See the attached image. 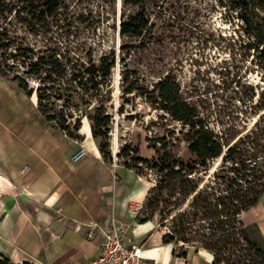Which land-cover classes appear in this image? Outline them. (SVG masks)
I'll use <instances>...</instances> for the list:
<instances>
[{"label": "trees", "instance_id": "trees-1", "mask_svg": "<svg viewBox=\"0 0 264 264\" xmlns=\"http://www.w3.org/2000/svg\"><path fill=\"white\" fill-rule=\"evenodd\" d=\"M161 1L120 0L122 8L132 7V11H120L118 37H141L148 27L145 5ZM217 1L234 12L248 36L243 46L256 52L264 73V0ZM59 8L58 0H16L12 10L21 23L39 25L53 18ZM1 39L5 41L0 42V77L14 82L26 96L34 94L42 120L67 137L80 138L78 129L85 117L91 137L100 139L101 157L110 161L107 133L111 118L104 101L109 100L113 51L96 58L87 51L81 58L54 49L37 50L5 35ZM124 74L122 83L127 82V71ZM128 83L124 93L133 90ZM258 89L250 105L256 114L251 127L229 138L225 129L217 133L208 127L182 97L171 75L141 91L147 102L185 128L189 157L183 159L164 147H152L154 155L146 158L137 144L123 145L115 157L123 158L121 165L137 175L144 171L154 174V183L146 190L134 220L145 223L151 217H139L138 213L156 211L161 243L173 245L172 256L185 258L186 249L191 248L209 252L212 264H264V245L249 238L241 219V213L264 200V87ZM85 110L91 111L85 114ZM0 264L12 263L0 254Z\"/></svg>", "mask_w": 264, "mask_h": 264}, {"label": "rangeland", "instance_id": "rangeland-1", "mask_svg": "<svg viewBox=\"0 0 264 264\" xmlns=\"http://www.w3.org/2000/svg\"><path fill=\"white\" fill-rule=\"evenodd\" d=\"M58 1V13L39 25L19 21L12 10L16 0L0 2V38L5 35L37 50L54 49L81 58L87 51L93 58L113 51L115 65L108 80L109 100L104 101V107L111 118L107 149L111 157L114 155L115 163H123L124 159L115 154L126 144H137L146 158L154 155L152 147H164L169 154L183 159L189 157L185 128L140 94L165 75L175 79L182 97L213 131L225 129L229 138L251 127L256 114L250 105L259 93L258 87H264V73L258 66L256 52L243 46L248 36L225 4L220 5L217 0L148 3V27L142 36L120 38L116 31L118 15L120 11L130 13L132 7L122 8L120 0ZM124 71L127 82L122 83ZM0 80L3 91H14V82L1 77ZM128 82L133 90L124 93ZM26 103H30L28 98ZM90 111L85 110V114ZM94 139L98 146L100 139ZM138 176L146 190L153 185L152 172L144 171ZM143 200L144 197L141 203ZM249 212L241 213V219L242 214L246 217L242 219L245 223L253 213ZM142 215L157 222L156 211L138 213L139 217ZM119 218L130 222L127 213ZM245 226L249 238L264 245L256 226Z\"/></svg>", "mask_w": 264, "mask_h": 264}, {"label": "crops", "instance_id": "crops-1", "mask_svg": "<svg viewBox=\"0 0 264 264\" xmlns=\"http://www.w3.org/2000/svg\"><path fill=\"white\" fill-rule=\"evenodd\" d=\"M1 82L0 254L12 264H87L100 253L110 215L140 204L146 189L134 171L101 157L87 120H81L79 139L67 137L42 120L34 94L16 86L8 93ZM79 148L84 154L72 160ZM249 211L242 222L254 224L262 241L264 202ZM129 236L147 264H212L204 250L172 256L174 247L161 243L154 219L138 224L130 217Z\"/></svg>", "mask_w": 264, "mask_h": 264}, {"label": "built area", "instance_id": "built-area-1", "mask_svg": "<svg viewBox=\"0 0 264 264\" xmlns=\"http://www.w3.org/2000/svg\"><path fill=\"white\" fill-rule=\"evenodd\" d=\"M84 154L79 148L71 156L72 160ZM114 155L111 157L115 164ZM141 204H129L127 214L134 217ZM93 228H90L87 237H90ZM130 222L110 215L106 227L102 231V242L99 255L87 264H147L143 261L139 246L135 245L129 236Z\"/></svg>", "mask_w": 264, "mask_h": 264}]
</instances>
